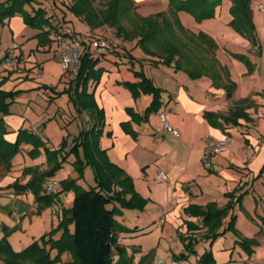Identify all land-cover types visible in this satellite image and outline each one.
<instances>
[{
  "label": "crops",
  "instance_id": "obj_1",
  "mask_svg": "<svg viewBox=\"0 0 264 264\" xmlns=\"http://www.w3.org/2000/svg\"><path fill=\"white\" fill-rule=\"evenodd\" d=\"M133 1L137 12L142 16L168 12L170 9L169 0ZM223 3L216 7L215 17L201 23L186 11H179L178 18L187 30L197 35L204 32L218 44L216 58L223 66L228 67L229 79L235 81L237 75L230 65L236 63L235 58L221 48L218 42L221 35L215 28V24H219L215 22L217 19L221 21L222 27L231 28L229 22L232 15L229 8L232 2L223 0ZM46 4L52 8L51 4ZM261 4H264V0H252L258 33L260 29H264ZM54 9L60 12V9ZM66 12L67 19L83 36L92 32L86 23L70 11ZM223 14L225 15L222 17ZM37 33L39 30L28 26L21 15L0 22V62L15 42L20 45L18 52L21 56L18 68L5 71V82L1 89L21 90L10 106V113L14 112L16 102L26 104L24 113L19 117L0 116L7 123L6 138L9 141L17 140L20 129H27L42 140L44 146L39 147L37 155L32 152L33 158L29 166L44 171L49 168L44 147L58 148L66 135L73 140L84 128V121L81 113L74 110L70 95L68 108L55 105L61 98L58 93L60 90L51 89L49 86L52 85L49 83L40 82L46 76V63L50 60L59 63V60L52 45L49 47L38 44ZM5 41L6 46H3ZM259 43L261 47L257 46L258 53L264 54V46L261 41ZM122 47L124 49L121 55L109 56L99 63L104 68L103 75L100 82L90 89L94 90L97 104L105 114L101 146L107 149L113 162L132 176L136 190L148 200L142 210L122 208L117 216L118 221L130 228L137 227V230L120 233V243L127 247L130 254L134 252L136 262L149 252L139 246L143 244L142 239L154 234L159 238V245L163 240L169 242L170 247L177 245L171 264L178 261L184 264L179 255L187 251L180 235L193 234L192 232L202 234L206 230H188L187 220L200 221L199 218L188 215L185 208L191 204L206 205L212 201L219 206H226L230 201L228 194L234 193V207L221 230L228 225L231 216L235 215V227L240 235L255 241L252 245L253 253L248 254L240 243L239 236L229 230L214 241H200L196 246L197 254H190L188 260H194L198 264L200 255L210 248L218 264H264V79L258 85L261 87H258L255 85L257 80L251 84L253 74L244 75V79L249 82L247 90L240 94L238 84L233 96L228 98L224 88L214 85V79L210 75L193 78L186 69H176L174 64H155L160 58L147 54L137 40L124 42ZM39 71L42 76H38ZM136 71L144 72L162 90V105L148 118H143V114L153 96L143 93L135 98L132 91L124 85L125 82L141 81ZM59 81L65 83V89L70 86V77L63 73ZM42 96L47 99L44 106L39 103ZM245 97L256 101L255 105L247 109L251 120L241 118L239 125L225 124L224 127L210 120L208 112L226 115L230 102L237 103ZM132 112L138 113L141 118L136 119ZM161 113L179 131V136L166 129ZM86 115L88 121L89 116L87 113ZM74 123L79 128L71 131ZM226 137L230 138L228 150L211 157L212 167L206 168L204 155L207 141ZM34 148L33 141L24 142L20 147L25 152ZM74 160L73 154L68 157L69 162ZM66 165L67 163L63 164ZM12 167L15 170L14 164ZM22 168L21 166L20 170ZM1 170L0 188L15 180L10 176L11 172L2 174ZM160 171L167 174V181L157 179L156 174ZM32 175L33 172L29 174V178ZM29 178L23 177L21 181ZM240 196L241 199L238 200ZM159 245L158 253H154L152 260L146 261L147 264H160L158 259L163 248ZM136 251L140 252L135 253Z\"/></svg>",
  "mask_w": 264,
  "mask_h": 264
},
{
  "label": "trees",
  "instance_id": "obj_2",
  "mask_svg": "<svg viewBox=\"0 0 264 264\" xmlns=\"http://www.w3.org/2000/svg\"><path fill=\"white\" fill-rule=\"evenodd\" d=\"M61 1L66 3V7L61 4ZM96 1L98 0H2L0 2V22L15 15H21L28 26L39 30L36 38H38L40 46L48 45L50 47L53 44V32L59 28L60 24L72 25L66 16L67 10L86 23L92 30L83 36L75 29L85 43V49L80 57L77 75L69 76L70 86L64 89V92L70 95V99L76 108L80 112L88 114V126L84 127L79 135L73 139L69 150H67V138L56 150H51L45 146L49 169L45 171L33 170L31 179L22 185L21 189L34 192L41 204L51 205L53 196L45 191V181L54 176L57 169L63 166L71 154L76 156L73 164L79 171L83 172L87 166L92 167L96 181L95 185L86 188L78 184L76 179L63 180L61 191L73 189L75 198L73 206L70 209H64V218L61 221V228L64 229L62 237L58 240L47 241L43 246L36 240L23 250H15L6 235L0 239V260L4 261L5 264H134V254L130 255L127 247L120 243V233L136 231L137 227L130 228L120 223L117 216L120 215L122 208L144 209L148 200L136 190L132 176L113 162L107 149L101 146L100 139L104 133L105 114L104 110L97 104L94 90H90L91 87L100 82L103 75L104 68L99 66V63L109 56L121 55L124 48L97 35L94 33L95 30L104 25L114 27L124 39H137V43L147 54L158 56L160 60H156L155 64L162 63L169 66L174 64L176 69H186L193 78L210 75L214 79V85L222 86L227 90L228 98L233 96L236 83L229 79L228 71H226L227 82L219 84L216 82V74L210 71L213 69L203 68L205 73H202L199 70L201 67H188L180 62L183 48L174 43L169 31L166 30L169 27L166 20L167 12L142 16L137 12V6L133 0H107L104 9L97 8ZM169 1V11L180 26L185 29L178 18L179 11L189 12L196 21L201 22L215 17L216 7L221 5L223 0ZM46 2L51 4L52 8H49ZM231 2L229 12L232 19L229 24L237 32L251 40L253 45L260 48L252 0H231ZM56 5H62L66 11H55ZM131 11L136 12L138 19L134 25L135 28L128 30L121 23V18ZM162 20L166 22V27L161 25ZM194 35L208 38L212 41V47L217 48L218 44L204 32ZM95 37L107 40L113 48L112 53L105 56L96 55L94 49L90 47V40ZM16 53L19 62L13 69L18 68L20 64L21 56L18 50ZM177 55L179 58H176ZM233 56L241 59L252 68L253 63L246 54L234 53ZM135 73L141 77V81L137 83L125 82L124 85L132 91L135 98L143 93L153 96L151 104L143 114V118H148L150 114L160 109L162 90L144 72L136 71ZM4 82L5 77L3 75L0 80V114L7 115L10 112L11 104L16 96L21 93V90L1 89ZM252 105L251 97H245L238 101L235 109L229 114L224 115L215 112H208L207 114L210 120L218 126L239 125L241 118L251 120L247 109ZM132 113L136 119L141 118L138 113ZM7 133V123L0 116V166L6 170H10L12 159L20 150L22 143L33 141L35 148L31 152H35L36 155L39 147L44 146L42 140L27 129H20L15 142L6 138ZM60 155H63L62 160ZM228 195L230 201L226 206H219L217 202L212 201L206 205L191 204L185 208L188 215L197 217L200 221L187 220L188 230L197 231L202 228H206V230L202 234L192 232L193 234L180 235L188 251L180 254V259L188 257L190 254H197L196 246L203 239L214 241L229 230L234 231L239 236L240 243L248 254L253 253L252 245L255 241L240 235L235 227L237 219L235 215L231 216L228 225L221 230L225 219L234 207L233 198L235 194L229 193ZM240 199L241 196L238 200ZM53 249L58 251L54 257L52 256ZM63 253H67L70 259L63 260L61 257ZM153 256L154 252L150 251L143 255L139 264H147L146 261L152 260ZM198 264H218L212 249L208 248L200 255Z\"/></svg>",
  "mask_w": 264,
  "mask_h": 264
},
{
  "label": "rangeland",
  "instance_id": "obj_3",
  "mask_svg": "<svg viewBox=\"0 0 264 264\" xmlns=\"http://www.w3.org/2000/svg\"><path fill=\"white\" fill-rule=\"evenodd\" d=\"M106 3L107 0H98L96 1V6L97 8L104 9L106 7ZM61 4L66 7L65 2L61 1ZM62 5L56 6L58 9H60V11L65 12L66 9ZM224 10L225 9H223V12ZM167 13L168 15L166 17V20L169 23V27H167L166 30L169 31V35H171L174 43L179 46H182L183 48V55L180 57V62L184 64V66L188 67H201L199 68L201 72H204L203 68L206 67H208L209 69H213L210 71L216 74L215 77L217 78V83L224 84L225 82H227L226 71H228V67L226 65L223 66L220 61H218V59L216 58V50L218 49V46L214 49L212 47V41H210L206 37H198L186 28H182L179 22L174 19V15L171 14L170 11H168ZM224 15L225 14H223L222 17ZM137 19L138 16L136 12L131 11V13H127L126 15L122 16L121 23L128 30H133L135 28L134 25L136 24ZM215 22H219V24H215V28L217 31H219V35H221L220 37H218V42L220 43L221 48L231 54L232 57H234V53L244 52V54L246 53V55L250 58L251 62L253 63L252 68H250L244 61L234 57L236 63H234V65L230 64L231 68L234 71V74L237 75L235 81H233L236 83V85L239 84L240 94L241 92H245L247 90L249 84V82L244 79V75L248 76L253 74V80H251V84H254L257 80L258 82L255 85H261L263 83L262 79H264V54L258 53L259 47L257 48V46H254L251 40H249L243 34L237 32L232 26L231 28L222 27V24H220L221 21L219 19L215 20ZM165 23L166 22L162 20L161 25L166 27ZM203 28H205V26ZM95 31L96 32L94 33H97V35L118 44L120 47H122V44H124V42L129 43L131 41L137 40L124 39L118 34L116 28L110 27L108 25H104ZM258 41H261L264 46V29L259 30ZM2 45L6 46V41ZM1 47L2 46H0V51L2 49ZM176 58H179V55H177ZM45 67L46 76L40 79V82L49 83L50 85H52L50 86L51 88L59 89L60 91H58V93L61 95V98L59 99L58 103H55V105L57 104L62 108H68L67 101L69 98V94L64 92L65 83H61L59 81V77L63 73V69L61 67L60 62L57 63L56 61L50 60L46 63ZM224 90L227 93V90L225 88ZM260 94L261 93H257V95ZM39 103L44 106L45 104H47V99L42 96L40 97ZM237 103L230 102L228 105V112L226 114L232 112L235 109ZM255 103V100H251V104L255 105ZM25 106L26 104L24 102H16L15 106L13 107L14 112H9L7 115L13 116V118L19 117L24 113L26 108ZM75 107L76 106L74 105V110L76 111V113H81V119H83L84 121V127H87L88 121L86 118V112H80ZM76 128L79 127L77 123H74L71 128V131L76 130ZM237 130L238 129H236V131ZM65 138L68 139L67 150H69L73 140H70L69 136L67 135L66 137H64V139ZM50 149L56 150L57 148ZM44 150L46 152L45 147ZM31 155V151L25 152L21 151L20 149L12 159V166L13 164L16 166L15 170L12 166L10 170H6L3 166H0V169H2V174H6V172H11L10 176H13L15 178L12 184L0 188V239H3L7 235L9 243L15 250H23L36 240L41 246H43V244H45L47 241L60 239L64 233V229L61 228L62 219H60L58 215H54L52 213V204L43 205L37 200V196L34 192H32L31 190H25L23 188L21 189L22 185H25L31 179L29 178V174L36 168L29 166V163H31V160L33 158ZM62 156L63 155H60L61 160L63 159ZM73 159H76V156L74 154ZM64 163H67V165L57 169L56 173L52 177L60 183L61 189L62 181L66 179H76V182L84 187H87L91 184H95L96 181L94 177V171L91 166L85 167L83 172H81L75 167L73 162L71 163L67 160ZM21 166L23 168L20 170ZM48 169L49 168H47L46 170ZM37 170L40 169L37 168ZM26 176L27 178H29V180H22V182L21 178ZM59 196L63 202L64 209H70L73 206L75 198V191L73 189L61 191ZM71 228L73 230V225L71 226ZM142 243L143 244L139 245L142 249H145L149 252L153 251L155 254L158 253V236L155 237L154 234L146 235L145 238L142 239ZM159 246L163 248L161 255L162 257L160 256V258L158 259L160 264H171L174 257V251H176L177 249V245L173 244L170 247L169 242L163 240ZM137 252L140 251H136L135 253ZM57 254V249H53L52 256L54 257ZM133 254L134 252L132 251L130 255ZM61 257L63 260L70 259V256H68L67 253H63ZM135 258L137 257H134L133 255L134 262ZM183 261L184 264H195V261L188 260V257L183 258ZM136 262L137 264H139L140 260L138 259V261ZM0 264H5V262L0 260Z\"/></svg>",
  "mask_w": 264,
  "mask_h": 264
},
{
  "label": "built area",
  "instance_id": "obj_4",
  "mask_svg": "<svg viewBox=\"0 0 264 264\" xmlns=\"http://www.w3.org/2000/svg\"><path fill=\"white\" fill-rule=\"evenodd\" d=\"M260 9L264 11V4L260 5ZM54 41L52 47L54 49L55 56L58 58L63 74L66 76H76L79 68L80 57L85 49V43L81 37L76 33L75 28L70 24H60L59 28H56L53 32ZM90 47L94 49V52L98 56H105L112 53V46L107 40L101 38H92L90 40ZM19 48V43H13L10 51L6 54L3 60L0 62V80L2 79L7 69L15 67L19 60L16 51ZM38 76H42V72H38ZM161 119L164 121L166 129L179 136V131L173 127V125L167 120L164 113L160 114ZM230 138L222 139H209L207 141V148L204 155V165L206 168L212 167L211 157L217 154H221L228 150ZM158 180L167 181L168 176L166 173L160 171L156 174ZM45 191L47 194L53 196L52 213L58 215L60 219L64 218L63 202L59 196L61 191V185L55 179L50 178L45 183ZM175 264H182L180 261Z\"/></svg>",
  "mask_w": 264,
  "mask_h": 264
}]
</instances>
